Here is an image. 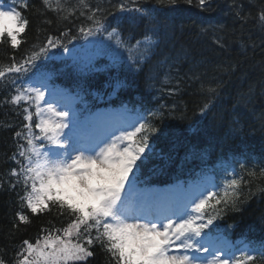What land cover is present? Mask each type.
Returning <instances> with one entry per match:
<instances>
[{
	"label": "snow or ice",
	"instance_id": "1",
	"mask_svg": "<svg viewBox=\"0 0 264 264\" xmlns=\"http://www.w3.org/2000/svg\"><path fill=\"white\" fill-rule=\"evenodd\" d=\"M150 2L121 0L114 8L124 15L117 18L116 26L107 22L109 9L90 0L71 5L67 0H41L36 11L55 14V20L45 24L83 17L86 23L78 26V36L100 37L95 43L102 50L122 49L128 53V67L143 71L144 63L158 54L161 41L154 9L144 6ZM178 2L154 0L160 7ZM185 2L191 5L193 0ZM214 3L196 0L202 11H211ZM29 9L30 0L8 4L0 0V44L16 50L26 43L21 37L27 35L30 25L24 15ZM230 10L242 27L253 18L236 0ZM255 18L264 28V7ZM78 36L67 28L59 35H48L46 42L19 59L12 55L7 64L0 63V82L5 90L9 86L14 89L5 103L20 107L24 121L15 133V150L11 155L5 153V162L15 164L5 173L7 184L14 191L20 189L17 194L22 205L13 227L18 231L22 224H30L33 215L55 213L68 218L66 226L43 227L34 240H21L14 264H89L98 254L106 257L105 264H257L258 260L264 264V243L259 248H236L224 235L233 225L222 229L219 223L229 211L238 210L241 185L250 183L243 176L226 177L222 187L208 181L185 190L184 195L148 187L141 181L144 168L155 155L152 138L159 131L156 121L165 116L163 105L130 120L117 119L106 111L84 115L74 106L82 99L79 94L70 96L67 90L49 83L53 73L42 72L37 62L55 58L54 53L49 57L53 49L62 50L76 62L77 49L67 45ZM215 43L227 46L219 37ZM110 67L119 72V59ZM32 69L36 72L23 81ZM85 69L98 70L91 58L79 70ZM112 79L116 81L114 92L126 86L119 75ZM219 87L207 89L210 97L200 106L201 115H207ZM233 175H238L235 170ZM248 175L255 177L256 172ZM4 183L0 177V189ZM248 194L253 195L250 188ZM0 264L8 262L0 258Z\"/></svg>",
	"mask_w": 264,
	"mask_h": 264
},
{
	"label": "trees",
	"instance_id": "2",
	"mask_svg": "<svg viewBox=\"0 0 264 264\" xmlns=\"http://www.w3.org/2000/svg\"><path fill=\"white\" fill-rule=\"evenodd\" d=\"M67 2L71 5L78 0ZM90 2L109 9L107 22L113 26L124 15L114 8L121 0ZM236 2L243 3L245 11L252 13L253 18L243 27L230 10L234 0H215L211 11L199 9L196 0L191 5L185 0L174 6H156L154 0L145 4L154 9L161 41L158 54L144 63L143 71L129 68L128 60H119L121 67L117 72L110 67L116 60L105 57L93 61L97 71H80L87 61L62 59L63 54H68L56 49L49 54L52 57L54 53L55 58H45L37 64L42 65V72L53 73L52 84L67 88L74 96L79 94L82 99L77 100V106L85 111L128 104L147 114L163 105L165 116L156 121L159 131L152 138L155 155L144 168L141 181L160 185L210 172L222 187L226 177L243 176L250 183L241 185L238 210L229 211L219 223L222 229L233 225L225 232L236 242H249L259 248L264 243V192L258 191L264 189V28L255 17L264 7V0ZM40 8L41 0H30V9L24 12L30 25L27 35L21 37L26 43L16 50L0 44V63L7 64L12 55L19 59L46 42L48 35H59L67 28L78 36V26L86 23L77 16L64 24H45L46 20L54 21L55 14H37L36 9ZM217 37L225 40L227 46L219 47L215 43ZM93 38L100 37L78 36L67 46L85 48ZM35 72L32 69L22 80L27 81ZM117 75L126 86L114 92L116 81L112 78ZM218 85L210 110L201 115L200 106L210 97L207 89ZM13 92L10 86L5 90L0 82V177L5 179L4 188L0 189V258L8 264H14L21 240H34L43 227L59 228L68 221L66 216L51 213L31 216V223L22 224L18 231L13 227L22 205L17 194L20 189L14 191L7 184L5 173L15 164L5 162V153L11 155L15 150V133L24 122L21 108L5 103ZM233 170L238 175H233ZM250 171H255L256 176L250 177ZM249 188L253 195L248 194ZM105 260L104 255L98 254L89 264H105ZM257 264L261 262L258 260Z\"/></svg>",
	"mask_w": 264,
	"mask_h": 264
},
{
	"label": "rangeland",
	"instance_id": "3",
	"mask_svg": "<svg viewBox=\"0 0 264 264\" xmlns=\"http://www.w3.org/2000/svg\"><path fill=\"white\" fill-rule=\"evenodd\" d=\"M8 2H10L11 3V1L9 0ZM7 4V3H6ZM95 54V53H94ZM94 54H89L87 57L89 58V57H94V56H96V55H94ZM42 79L43 78H45V77H41ZM36 86H39V85H36ZM59 90V89H58ZM61 91H64V90H61ZM69 93V92H68ZM70 94V93H69ZM70 96H73V95H71L70 94ZM75 106V105H74ZM75 108H76V106H75ZM109 113H111L115 118H117V119H120L122 116H124L125 118L127 117V118H129V120L130 119H133L136 115H133V114H129V113H127V111L126 110H119V108H118V111L117 112H114V111H109ZM212 180V178H208V176H203V177H201L198 181H196V182H193V183H191V184H189V186H185L184 184H182L181 182H178V183H176L177 185H171L170 187H167V188H158V189H173V191L177 194V195H184L185 194V190H188V189H194V188H196V187H198V186H200V185H202V184H204V183H206V182H208V181H211ZM144 186V185H143ZM142 185H141V187H143ZM228 240V242L229 243H231L233 246H235L234 244H233V242H231V240H229V239H227ZM245 245H248V244H243L242 246H240V247H237V246H235L236 248H243ZM239 253H237V255H238Z\"/></svg>",
	"mask_w": 264,
	"mask_h": 264
}]
</instances>
